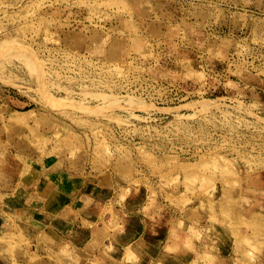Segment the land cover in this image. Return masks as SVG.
Here are the masks:
<instances>
[{"label": "rangeland", "instance_id": "1", "mask_svg": "<svg viewBox=\"0 0 264 264\" xmlns=\"http://www.w3.org/2000/svg\"><path fill=\"white\" fill-rule=\"evenodd\" d=\"M169 261L264 264V0H0V264Z\"/></svg>", "mask_w": 264, "mask_h": 264}, {"label": "crops", "instance_id": "2", "mask_svg": "<svg viewBox=\"0 0 264 264\" xmlns=\"http://www.w3.org/2000/svg\"><path fill=\"white\" fill-rule=\"evenodd\" d=\"M108 189L107 186H105V182H101L100 180H92L88 183V185H86L82 191V195L84 197H86V202L96 205V204H101L105 201L106 199V193H107ZM84 202V199L83 201ZM88 216V215H87ZM89 217H86V219L88 220ZM91 219V218H90ZM151 228V225L150 227ZM141 235V234H140ZM152 236V235H150ZM134 240H138L137 242H143L145 246H147L149 249L154 250L155 248H157V244L155 243H147L146 241H144L142 238H137ZM125 245V244H124ZM157 252V249H155ZM168 264H172L170 261Z\"/></svg>", "mask_w": 264, "mask_h": 264}, {"label": "bare ground", "instance_id": "3", "mask_svg": "<svg viewBox=\"0 0 264 264\" xmlns=\"http://www.w3.org/2000/svg\"><path fill=\"white\" fill-rule=\"evenodd\" d=\"M205 104V103H204ZM202 107V106H201Z\"/></svg>", "mask_w": 264, "mask_h": 264}]
</instances>
